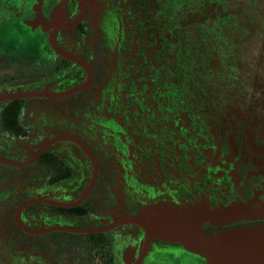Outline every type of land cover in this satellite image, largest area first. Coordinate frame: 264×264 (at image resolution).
<instances>
[{
    "label": "flooded vegetation",
    "instance_id": "obj_1",
    "mask_svg": "<svg viewBox=\"0 0 264 264\" xmlns=\"http://www.w3.org/2000/svg\"><path fill=\"white\" fill-rule=\"evenodd\" d=\"M232 4L0 0V264H206L131 221L156 207L264 224V83L219 52Z\"/></svg>",
    "mask_w": 264,
    "mask_h": 264
},
{
    "label": "water",
    "instance_id": "obj_2",
    "mask_svg": "<svg viewBox=\"0 0 264 264\" xmlns=\"http://www.w3.org/2000/svg\"><path fill=\"white\" fill-rule=\"evenodd\" d=\"M12 99L0 95V101ZM247 207L232 205L208 209L206 207L150 208L131 220L140 224L148 237L178 243L206 264H264V224L207 232L205 223L221 227L235 221L254 219L246 216ZM81 232L80 230H67Z\"/></svg>",
    "mask_w": 264,
    "mask_h": 264
},
{
    "label": "rangeland",
    "instance_id": "obj_3",
    "mask_svg": "<svg viewBox=\"0 0 264 264\" xmlns=\"http://www.w3.org/2000/svg\"><path fill=\"white\" fill-rule=\"evenodd\" d=\"M235 2L237 6L232 4L233 8H230L229 5L225 7L231 16L238 12L236 21L240 26L228 28L232 41L227 36H222L219 52L228 56L231 59V64L235 66L245 59L247 68L238 69L236 76L243 78V83H251L255 87L256 83H264V0H235ZM234 8H236V12H234ZM209 11L212 14V6ZM248 17L249 19H247ZM247 88L251 89L249 86ZM261 214L264 216V212Z\"/></svg>",
    "mask_w": 264,
    "mask_h": 264
}]
</instances>
